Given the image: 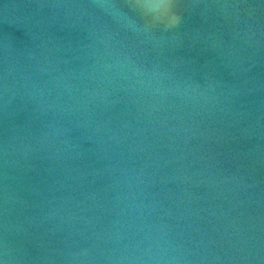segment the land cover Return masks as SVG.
I'll return each instance as SVG.
<instances>
[{
	"label": "water",
	"instance_id": "1",
	"mask_svg": "<svg viewBox=\"0 0 264 264\" xmlns=\"http://www.w3.org/2000/svg\"><path fill=\"white\" fill-rule=\"evenodd\" d=\"M0 264H264V0H0Z\"/></svg>",
	"mask_w": 264,
	"mask_h": 264
}]
</instances>
